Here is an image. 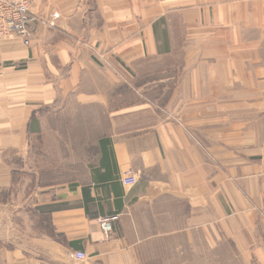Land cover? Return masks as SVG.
I'll return each mask as SVG.
<instances>
[{
  "label": "crops",
  "instance_id": "0c3cea01",
  "mask_svg": "<svg viewBox=\"0 0 264 264\" xmlns=\"http://www.w3.org/2000/svg\"><path fill=\"white\" fill-rule=\"evenodd\" d=\"M29 13L0 40V264H264V0Z\"/></svg>",
  "mask_w": 264,
  "mask_h": 264
},
{
  "label": "built area",
  "instance_id": "2783aa9c",
  "mask_svg": "<svg viewBox=\"0 0 264 264\" xmlns=\"http://www.w3.org/2000/svg\"><path fill=\"white\" fill-rule=\"evenodd\" d=\"M30 0H0V40L10 38L19 39L22 44L29 45L31 42V23L34 17L29 13ZM137 178L131 168L121 172V182L124 185H133ZM117 219L116 215L98 218V223L104 234H108L113 223ZM74 258L84 260L86 254L78 250L74 252Z\"/></svg>",
  "mask_w": 264,
  "mask_h": 264
},
{
  "label": "rangeland",
  "instance_id": "374dc122",
  "mask_svg": "<svg viewBox=\"0 0 264 264\" xmlns=\"http://www.w3.org/2000/svg\"><path fill=\"white\" fill-rule=\"evenodd\" d=\"M54 167H60V165H55ZM54 176H61L60 173H55ZM236 254L232 253V248H231V252H230V259L227 260H222V261H215L214 264H245L243 261L237 259ZM246 264H248V262H246ZM252 264V262H251Z\"/></svg>",
  "mask_w": 264,
  "mask_h": 264
}]
</instances>
